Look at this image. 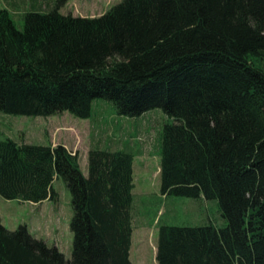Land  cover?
<instances>
[{
    "label": "trees",
    "instance_id": "trees-1",
    "mask_svg": "<svg viewBox=\"0 0 264 264\" xmlns=\"http://www.w3.org/2000/svg\"><path fill=\"white\" fill-rule=\"evenodd\" d=\"M70 0L25 15L0 8V112L92 116L161 109V194L218 200L227 225L159 228L157 264H264V0H123L95 18ZM135 152L78 153L0 140V196L34 205L71 192L72 258L0 218V264H131Z\"/></svg>",
    "mask_w": 264,
    "mask_h": 264
},
{
    "label": "rangeland",
    "instance_id": "rangeland-1",
    "mask_svg": "<svg viewBox=\"0 0 264 264\" xmlns=\"http://www.w3.org/2000/svg\"><path fill=\"white\" fill-rule=\"evenodd\" d=\"M123 0H70L61 10L63 15L95 18ZM57 0H0V8L8 9L17 27L22 30L28 12H49ZM161 109H154L140 117L118 114L115 105L105 99L93 102L92 116L81 119L69 112L51 117H33L0 112V140L11 138L20 143L63 145L78 153L80 166L88 176V153L91 148L106 144L130 146L140 153L136 158V190L134 199V264H156L159 228L167 226L224 227L218 200L187 198L161 194L160 153L162 132L173 123ZM144 168V171L142 169ZM59 195L57 203L45 201L34 205L0 196V218L9 230L26 226L28 231L50 247H57L67 260L72 258L74 235L71 221L74 216L71 192L63 179L54 181Z\"/></svg>",
    "mask_w": 264,
    "mask_h": 264
},
{
    "label": "crops",
    "instance_id": "crops-1",
    "mask_svg": "<svg viewBox=\"0 0 264 264\" xmlns=\"http://www.w3.org/2000/svg\"><path fill=\"white\" fill-rule=\"evenodd\" d=\"M101 11H102V15L106 13L105 10H101ZM109 146H111V145L110 144H106L104 147H109ZM125 147L130 148V149H132L134 151V149L132 147H130V146H124V147L112 146V148H114V149L125 148ZM139 151H140V149H138L137 151H134L135 154H136V158L139 157L138 156L140 154V153H138ZM136 158H135L134 165H133V170H134V184H135V188H134V191H133L134 196H135V190H136L135 180H136V172H137V168H136ZM142 171H144V168L142 169ZM133 237H134V232H133ZM132 244H133V242H132ZM131 253H132V247H131V252H130V260H131V264H134L133 261H132Z\"/></svg>",
    "mask_w": 264,
    "mask_h": 264
}]
</instances>
